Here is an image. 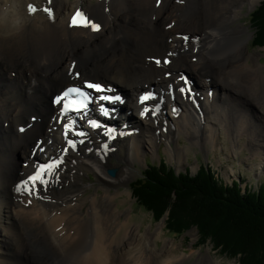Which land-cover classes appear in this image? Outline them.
Returning a JSON list of instances; mask_svg holds the SVG:
<instances>
[{
  "label": "bare ground",
  "instance_id": "1",
  "mask_svg": "<svg viewBox=\"0 0 264 264\" xmlns=\"http://www.w3.org/2000/svg\"><path fill=\"white\" fill-rule=\"evenodd\" d=\"M134 1L95 0L86 7L87 0H0V264H186L192 257L194 252L173 255L170 242L153 248L155 232L161 231L149 238L145 234L151 243L139 247L144 233L130 223L131 213L114 207L120 196H133L130 190H119L133 171L125 167L110 177L116 139L101 131L93 134L89 123L94 119L124 138L128 162L141 161L145 143L158 151L163 139L170 158L182 160L183 149L171 145L175 137L185 135L190 147H215L220 128L240 137L237 145L249 133L254 155L262 154L253 136H264L263 119L247 116L238 102L241 95L250 96L264 112V74L258 64L249 63L257 61L259 52H247L248 30L235 25L245 0ZM28 5L38 10L29 12ZM77 11L99 30L74 26ZM184 69L203 82L195 85L183 78ZM93 76L98 79L89 78ZM211 80L220 82L219 91ZM85 81L103 90L91 89L96 99L82 124L65 116L56 98L68 86ZM223 86L236 99L224 98ZM145 95L150 99L142 102ZM165 105L174 123L163 119ZM146 107L150 111L143 114ZM29 112L33 121L26 119ZM19 151L22 159L16 157ZM40 158L62 162L51 170L46 188L41 185L30 195L17 191L37 170ZM261 166L256 169L264 170ZM84 169L105 180L100 185L79 181ZM67 172L74 188L55 193ZM92 188L95 195L85 194ZM206 264L221 263L209 253Z\"/></svg>",
  "mask_w": 264,
  "mask_h": 264
},
{
  "label": "rangeland",
  "instance_id": "2",
  "mask_svg": "<svg viewBox=\"0 0 264 264\" xmlns=\"http://www.w3.org/2000/svg\"><path fill=\"white\" fill-rule=\"evenodd\" d=\"M92 1L95 2V0H87V2L85 3L86 7L88 5H91ZM262 1L263 0H255L252 3L249 0H245L244 5L242 6L241 11L239 12L240 18L237 20L235 25H238V24L242 25L246 30H248L247 34L251 37V38L249 37V41L250 40L251 41L248 42L247 45L245 46L247 52L249 53L256 52V51L259 52L258 54L259 58L257 59V61L250 59L249 63L258 64L257 66L261 67L262 73L264 74V45L257 46V47L252 45V42L254 41L255 33L252 28V25L250 24V14L257 8L258 5H260ZM126 2L127 0H125V3ZM69 8H71V4L69 5ZM124 16H125L124 13H122L120 15V18L123 20ZM162 51H164L163 48H162ZM2 59H3V56H2ZM4 60L7 62V59H4ZM244 61L245 60L242 59V62ZM23 70H24L23 72H27V76H28L29 71H25L26 69H23ZM8 74L9 73L7 72V75ZM195 74L196 73L191 70H185V69L183 70V78H185L186 80L190 79L195 85L198 83V81L203 82L202 80H197L198 78L196 77ZM89 78L98 79L95 76L89 77ZM82 80L84 79L83 78L80 79V81ZM211 81L217 83V84L213 83V85H215L216 90L219 91L220 82L214 81V80H211ZM75 84H79V83H75ZM223 87H225L223 91V93L225 94L224 98L230 95V97L228 96L230 99H236L237 95H235L234 93L229 94L228 93L229 90H226V86H223ZM201 92H204V91H201ZM136 97H137V94H136ZM240 97L242 99L239 98L240 100L238 102L241 105V107L243 106L245 114L251 118H254V117L257 118L258 116H261L263 119L262 125H264L263 124L264 123V112L263 113L259 112L260 111L259 109H262V108H258L257 110V108L254 107L255 105L252 103L253 101L249 99L251 98L250 96H248L249 98H245V95H241ZM192 99H194V96ZM107 106L109 107V105H106V107ZM161 107H162V104L159 105L158 110L161 109ZM169 110H170L169 106L165 105L163 108V119L165 120L167 124H169V121L174 123L173 118H172L173 116L171 117ZM106 112L108 113V110ZM30 113L31 112L27 114L26 119L28 121L30 120L33 121L34 117L31 119V116H30L29 118ZM130 115L135 116L134 114H130ZM33 116H36V115H33ZM3 120L4 119L0 120V126L2 125ZM77 120L82 122L84 119L80 117ZM248 122L252 124V122H250L249 120ZM5 126L6 125H4L3 123V127ZM164 129H166V127ZM167 129H168V126H167ZM90 130H91L90 128H87V130L85 131L89 132ZM92 130H93V134L95 131H101L102 134L108 133V135H111L112 136L111 139H116L115 142L112 143L115 152L112 153L114 154L113 156L111 155L112 167L109 170L111 169L117 170V175L112 176L109 174L107 170V173L110 175V177L116 178L117 176L122 174V170L125 167H128L133 171L130 181L126 184H122L119 186V190L123 191L124 194L126 193L125 192L126 190L132 191L133 183L136 181V179H138L142 175V170H144L147 167L146 163L152 162V161L159 163L160 156L161 157L163 156V158H165L169 166L173 167L178 172L190 170L193 174H195L199 170L200 164H204V165L206 164L212 167L213 170H215L216 172L220 173L223 178V181L229 185H232L234 181L241 180L240 181L241 186L244 191H246V186L248 187L252 186V191H255V190L257 191L262 186V184H264V170L256 169V167H258V164H260V168H262L261 164H263V168H264V149H263L264 148V136H261L260 133H255L253 136L255 139V142H257L256 144L259 146H262L259 149L261 150L262 154H259L258 156L254 155V152H253L254 143L252 142V139H249V137H251L249 133L244 132L242 134L244 137L240 139L241 144L237 145L238 143L237 141H239L240 137H235L233 133H228L223 128H220L221 133L218 134V137H217L218 139H217V143L215 142L216 143L215 147H212L210 145L208 148L205 144L190 147L189 145H191V142L185 135L175 137L172 140L171 145L173 147H181L183 149L184 156L182 160L178 159L176 155L174 158H170V155L167 152V149H168L167 139H163L158 144V146H156L158 151L156 150L153 151L150 145L148 143H145V149L140 155L141 161L139 160V161L128 162L126 160V157L129 158L128 156L129 151L127 147L124 148V146L121 145L125 142L123 140L124 138L120 136V134H118V131L116 132L115 130H112L111 128H104V126L103 128L93 127ZM121 134L124 135L125 132L122 131ZM128 141H129L128 143L131 144V139L130 140L128 139ZM115 144H117V146H115ZM104 148L107 149V147H104ZM186 148H188L189 150L185 153L184 149ZM22 156L23 155L21 151H19L16 155L18 159H22ZM40 160L45 161L46 159L40 158ZM20 164L23 167L25 166V163L23 160H21ZM82 171L83 173L79 174V179H80L79 181L85 182V184L87 185H92V184L100 185V180H105V178L100 173L96 174L95 171H89L86 169ZM8 172L9 173L12 172V169L9 170L8 168ZM67 174L69 175L68 172ZM65 181H67V183H65ZM74 181L75 180L73 178H70V175L68 176V178L62 177V182H60L59 185L57 184L58 186L54 187L53 191L55 193H59L60 191H66V190L70 191L74 188ZM115 190H116L115 188L112 189V191H115ZM95 193H96L95 188H92L89 192L85 194L95 195ZM102 193L103 191L100 190L98 193V196H101ZM125 199H127V201H125ZM137 204H138V201H137V198L134 196V194L131 197L129 196V194H125V196H120L118 198L119 206L116 203L114 207H117V208L119 207L120 209L125 210V211L127 210L128 213H131L130 223H134L135 228L137 226L140 227L141 232L144 233L143 239L139 241V242H142L139 245V247L142 244L146 245L145 242L147 244L151 243V241L149 242V239L148 240L147 238L145 239V234L148 237V236H151V234L154 233L155 231H161L160 233L155 232L156 234L154 235L153 240L154 241L156 240L157 242H152L151 246L153 248L158 249V248H162L165 242H170L169 243L170 245L171 244L174 245V250L172 252L174 253L173 255L175 256L177 254H183L184 251L185 253L188 252V254H190L191 252H194L192 257H190L187 261H185L186 264H206V260H207L209 253H210L211 260H213L214 262L221 263V264H241L240 262L242 258L241 255H238L237 258H233L227 253H224L221 249H216L214 244L211 243L210 241H208L205 244H200L202 238H201L200 230L198 229L197 226H192L191 229H189L184 235L176 236L172 234V232L168 229L167 222H166L168 214L164 218L162 217L161 219L157 220V222H153L154 213L146 211L143 208H138ZM123 217H124V214L122 213L121 218ZM185 248L187 249V251ZM9 249H11V246H9ZM168 254L170 253H167V255ZM203 255L204 257H201Z\"/></svg>",
  "mask_w": 264,
  "mask_h": 264
},
{
  "label": "trees",
  "instance_id": "3",
  "mask_svg": "<svg viewBox=\"0 0 264 264\" xmlns=\"http://www.w3.org/2000/svg\"><path fill=\"white\" fill-rule=\"evenodd\" d=\"M250 24L252 45H264V0L250 14ZM146 165L132 192L138 208L154 213L153 222L168 214L172 234L181 236L197 226L200 244L210 241L233 258L241 255V264H264V184L244 191L240 181L229 185L204 164L196 174L177 173L163 156Z\"/></svg>",
  "mask_w": 264,
  "mask_h": 264
},
{
  "label": "snow or ice",
  "instance_id": "4",
  "mask_svg": "<svg viewBox=\"0 0 264 264\" xmlns=\"http://www.w3.org/2000/svg\"><path fill=\"white\" fill-rule=\"evenodd\" d=\"M48 3H51V0H48ZM37 7L35 5H28V11L35 13L37 11ZM44 11H46L49 16L53 15V10L51 8H44ZM72 24L74 26H84V27H91L93 30L98 31L99 30V25L91 22L88 20V18L80 11H77L75 15L72 18ZM187 39V38H185ZM159 63V61H157ZM77 76L79 75L78 73L76 74ZM84 86L87 87L88 89H95L97 92L102 91V86L98 83H93L90 81H85ZM181 91H184V89H181ZM75 94L79 99L73 100L72 96ZM90 95L88 92L84 91L81 87H70L66 91L63 92L61 96H58L56 98V103H61V101L66 100L67 102L64 103L63 105V110L65 112L70 111L75 109L76 111H79L82 108H87V101L90 100ZM101 99L104 100H109L112 99V97L108 96H103ZM116 99H119L118 97ZM150 99V96L145 95L144 97L141 98L142 102L145 100ZM103 111V109H102ZM150 111L147 107L144 109L143 114H147ZM105 115H107V112L105 111ZM93 127H100V125L96 121H90ZM72 125H68V127H71ZM79 135L83 136L85 133L80 132L78 133ZM83 141H81L82 143ZM69 144L75 148L76 144L73 141H69ZM62 161H54L52 163H48L45 165H40L39 168L31 175L29 176L26 180H23L20 185L17 186V191H26L29 195L32 194L33 191L39 192L40 186H44L46 188L48 184V176L51 173V170L58 166L59 163Z\"/></svg>",
  "mask_w": 264,
  "mask_h": 264
},
{
  "label": "water",
  "instance_id": "5",
  "mask_svg": "<svg viewBox=\"0 0 264 264\" xmlns=\"http://www.w3.org/2000/svg\"><path fill=\"white\" fill-rule=\"evenodd\" d=\"M178 172V171H177ZM179 173V172H178ZM109 174L112 175V176H116L117 175V170L115 169H111L109 170Z\"/></svg>",
  "mask_w": 264,
  "mask_h": 264
}]
</instances>
